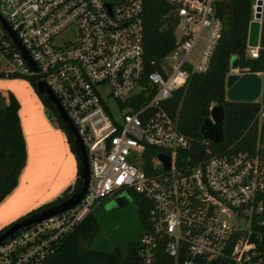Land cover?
I'll list each match as a JSON object with an SVG mask.
<instances>
[{
    "label": "built area",
    "instance_id": "built-area-1",
    "mask_svg": "<svg viewBox=\"0 0 264 264\" xmlns=\"http://www.w3.org/2000/svg\"><path fill=\"white\" fill-rule=\"evenodd\" d=\"M164 1L177 19L175 46L147 63L144 0H0V16L27 55L0 24V73L45 82L82 139L90 169L75 206L0 241V264H45L99 203L130 191L150 201L139 242L146 264L159 248L174 264H262L263 73L257 72L262 89L254 100L253 143L216 152L203 137L204 154L189 158L193 138L178 130L164 103L184 90L191 73L208 67L222 22L216 0ZM256 2L250 22L259 28L256 44L247 42L250 58L264 50V0L259 18ZM160 153L170 158L168 169Z\"/></svg>",
    "mask_w": 264,
    "mask_h": 264
},
{
    "label": "trees",
    "instance_id": "trees-1",
    "mask_svg": "<svg viewBox=\"0 0 264 264\" xmlns=\"http://www.w3.org/2000/svg\"><path fill=\"white\" fill-rule=\"evenodd\" d=\"M254 1L216 0L214 2V13L222 22V31L208 67L204 71L189 75L180 98L171 97L164 103L178 130L193 138L192 148L186 151L189 158L197 152L204 154V141L200 129L204 120L209 117L211 105L219 104L224 109V140L217 144L211 143L214 151L220 152L227 148L244 149L254 141V118L258 103L229 101L226 98V77L231 71L232 58H236L237 67L242 72L263 73L264 93V50L257 58H250L246 53ZM176 23L177 19L171 14L169 3L164 0H144L143 47L147 63L150 60L157 62L174 48ZM261 43L264 45V11ZM149 68L155 69L156 63ZM0 76L3 77L1 73ZM30 82L43 104L48 106L49 113L56 116L57 126L65 132L77 160L78 172L74 183L60 196L27 212L15 221L60 203L69 198L80 185L79 158L75 152L72 135L58 118L52 105L47 102L46 96L37 90L35 78H30ZM18 110L19 102L13 94L8 93L6 100L0 95V201L16 187L26 161L25 140ZM153 150L157 151V148ZM129 194L130 202L134 203L141 223L138 239L122 244L106 243V239L101 234V220L106 211L104 204L99 203L62 239L56 252L45 264H146L139 255V242L149 225L150 201L134 191H130ZM8 225L2 227L0 232ZM261 258L264 264V247ZM151 264H174V262L162 248H159Z\"/></svg>",
    "mask_w": 264,
    "mask_h": 264
},
{
    "label": "crops",
    "instance_id": "crops-1",
    "mask_svg": "<svg viewBox=\"0 0 264 264\" xmlns=\"http://www.w3.org/2000/svg\"><path fill=\"white\" fill-rule=\"evenodd\" d=\"M13 88L19 102L26 161L16 187L0 201V229L60 196L78 172L65 132L49 121L35 90L30 85L31 93L26 90L24 95L16 90L19 85Z\"/></svg>",
    "mask_w": 264,
    "mask_h": 264
},
{
    "label": "water",
    "instance_id": "water-1",
    "mask_svg": "<svg viewBox=\"0 0 264 264\" xmlns=\"http://www.w3.org/2000/svg\"><path fill=\"white\" fill-rule=\"evenodd\" d=\"M256 14L255 17H260L261 10V0L256 2ZM0 24L2 28L8 33L10 37L16 42L17 46L23 50L24 54L26 52L24 47L17 39L15 33L10 30L6 22L0 16ZM259 24L257 21H252L249 24L248 30V44L255 45L257 42ZM27 56V55H26ZM231 68L237 67V61L235 58L231 60ZM37 90L39 93L46 96L47 102H49L55 112L58 115V118L64 124L66 130L72 135L73 145L75 147V152L79 158V177L80 185L77 190L67 199L61 201L58 204L49 206L41 211L33 213L27 217L21 218L12 224L8 225L4 230L0 232V241L3 239L12 236L14 233L18 232L20 229L28 228L30 225L47 218L53 214L64 211L75 206L83 197L84 193L87 190L89 179H90V169L89 161L87 157V152L84 146L82 139L80 138L73 122L68 117L67 113L61 106L57 97L50 90V88L45 84L44 81H38L36 84ZM262 89V78L253 72H244V73H229L226 77V98L229 101H238V102H252L254 101L261 93ZM183 91V87H179L174 91V97L180 98ZM223 119H224V109L222 105L216 104L210 110V117L206 118L201 126V133L205 139L210 140L213 143H220L224 140L223 132ZM162 160L164 168L168 169L170 166V158L162 153L158 155ZM125 204L123 199L116 200L113 203V206H120Z\"/></svg>",
    "mask_w": 264,
    "mask_h": 264
},
{
    "label": "rangeland",
    "instance_id": "rangeland-1",
    "mask_svg": "<svg viewBox=\"0 0 264 264\" xmlns=\"http://www.w3.org/2000/svg\"><path fill=\"white\" fill-rule=\"evenodd\" d=\"M203 33H205V30ZM199 42L194 49L195 52L200 46ZM230 73L232 72L230 71ZM260 76L263 78V75ZM36 81L37 80L35 79V82ZM18 85L19 88H17ZM30 85L33 88V84L30 82V79L0 76V95L4 100L7 99L8 93L15 96L14 88L12 89V86L16 87L18 92L25 95L27 93L26 90L31 93ZM44 110L49 121L57 127L56 116L53 113H49L47 105H44ZM119 199H123L125 204L121 206H113V203ZM130 201V195L126 192H121L104 202V209L106 212H104V216L101 220V234L102 237L106 239V243L122 244L130 240L138 239L141 232V223L136 213V207L134 203Z\"/></svg>",
    "mask_w": 264,
    "mask_h": 264
}]
</instances>
